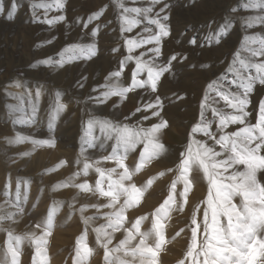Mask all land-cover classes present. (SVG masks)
Segmentation results:
<instances>
[{
  "label": "rangeland",
  "instance_id": "obj_1",
  "mask_svg": "<svg viewBox=\"0 0 264 264\" xmlns=\"http://www.w3.org/2000/svg\"><path fill=\"white\" fill-rule=\"evenodd\" d=\"M246 2L165 0L164 4L154 6V11H159L167 5V10L161 12L160 16L169 17L167 21L161 22L168 26L170 36L159 44H145L130 55L134 60L140 58L160 67H168L170 73L161 77L155 93L150 88H137L125 100L113 97L107 102H98L97 98L106 90L102 85L119 82L130 86L135 62L127 60L129 53L125 41L146 40L158 32L156 26L148 25L146 20L132 14L131 18L140 20V26L131 32L121 33L118 13L110 5V0H65L60 11L32 7L36 3H51V0H0V9H3L0 11V216L10 214L14 217L11 221L0 223V249L5 245L8 231L22 238L32 233L39 236L41 229L36 225L42 223L55 203L58 211L53 234L48 238L46 247L47 264H73L75 241L85 232L77 210L87 206L89 210L84 216H94L96 213L90 206L104 201L87 193L78 194L75 188H61L59 185L83 168L84 157L96 160L109 155L113 143L107 141L101 147V138L92 148L82 144L87 121L95 118L147 128L158 123L159 118L151 117L150 113L136 112V108L154 103L155 98L159 97L163 109L156 110L161 111V117L169 124L160 135L166 152L134 176L132 182L141 187L161 172L165 174L156 179L145 193L140 207L128 213L129 220L150 216L167 197L169 185L176 178L175 168L180 162V153L185 150L190 139L191 128L200 121L203 98L209 96L205 116L213 122L210 131L215 132L218 123V119L212 115L213 107L232 111L215 97V92L210 91L208 85L224 77L228 91L239 92L238 88L227 84V81L236 79L235 73L228 70L233 64L234 54L246 35L264 37V26L260 24L253 28H241L239 21L242 19L264 16V11L259 8H244ZM125 6L151 5L146 0H125ZM101 9H106L101 18L85 27L87 18ZM61 15L65 17L62 23L49 25L45 22ZM229 20L232 21L231 27L220 35L225 22ZM146 27L149 29L147 32L144 31ZM94 29H98L95 36L92 35ZM216 40H219L218 44ZM89 46H93L95 51L91 59H75L71 63H64L63 67L59 66L70 56H80L79 52H65L66 48L87 49ZM156 47L161 49L159 54L153 51ZM172 55H176L178 60L170 61ZM242 55L247 56L248 53ZM253 62H264V58ZM117 71H121V76L109 80L108 77ZM245 75L254 76V69ZM138 79L147 81V71H142ZM261 98H264V86L257 84L250 97L251 105L246 109L250 113L246 123H255L257 102ZM57 101L65 109L56 113L53 120ZM146 115L150 119L143 120ZM238 127L230 125L227 131H235ZM17 135L35 140L52 139L55 147L37 149L25 157L23 154L31 152L32 145L9 143ZM100 135L99 128H94L92 136ZM191 139L213 143L199 133L192 134ZM142 147L139 145L136 151L129 153L126 161L129 168L135 167ZM62 163L64 166H60ZM100 166L107 169L115 165L104 163ZM96 178V173L90 171L87 177L81 176L75 183L87 182L94 186ZM258 179L264 183V173H259ZM193 180L194 189L188 196L185 210L173 211L166 222L168 243L161 253L160 264H178L186 253L190 238L187 229L198 207L201 211L195 215L198 220L202 219L208 186L198 172L193 174ZM53 186L57 190L53 191ZM182 189L183 185L178 184V201ZM235 202L239 203V200ZM70 203L75 207L70 208ZM104 223L100 219L94 221L92 226ZM92 226L86 230L87 242L94 249L89 264H103V249L96 246ZM149 226L150 220L145 221L142 230H147ZM181 229L185 231L176 236ZM121 238L122 234L117 233L114 242ZM21 252L20 264H31L34 248L26 239L21 245Z\"/></svg>",
  "mask_w": 264,
  "mask_h": 264
},
{
  "label": "snow or ice",
  "instance_id": "obj_2",
  "mask_svg": "<svg viewBox=\"0 0 264 264\" xmlns=\"http://www.w3.org/2000/svg\"><path fill=\"white\" fill-rule=\"evenodd\" d=\"M146 2L151 6L130 8L125 6V0H110V5L117 10L121 33L131 32L133 28L140 26V20L131 18L132 14L146 20L148 25H155L158 30L146 40L127 39L125 41V48L129 53L128 61L134 60L130 53L137 48L145 44H159L162 39L170 36L168 26L161 22L167 21L169 17L160 16L161 12L167 10V5L165 4V7L159 11H154V6L164 4L165 0H146ZM64 3L65 0H51V3H36L32 7L46 11H60ZM243 7L259 8L264 11V0H247ZM104 11L106 9L92 13L84 26L87 27L88 23L99 20ZM64 20L65 17L61 15L45 22L55 25ZM239 23L242 29L253 28L257 24L264 26V16L246 17ZM231 24L232 21H226L219 34L223 35L224 30L230 28ZM144 31L147 32L149 29L146 27ZM97 32L98 29H94L92 35H97ZM216 43L218 44L219 40H216ZM252 45H258V47H251ZM64 51L79 52L80 56H70L67 61L59 65L60 67L75 59H91L95 55L93 46L87 49L66 48ZM153 51L159 54L161 49L156 47ZM245 52L248 53L247 56L242 55ZM261 58H264V37L246 35L234 54L233 64L228 69L229 72L235 73L236 79L227 81V84L238 88L239 92L228 91L224 77L208 85L209 90L215 92V97L222 100L226 108L232 111L226 112L213 107L212 115L218 119V123H216V131H210L213 122L208 121L205 116L209 107V96L203 98L200 105V121L191 128L190 139L185 150L180 153V162L175 168L176 178L169 185L167 197L150 216L144 215L129 220L128 213L140 207L145 193L156 179L165 174L161 172L159 176L149 179L141 187L132 182L134 176L166 152L165 146L160 141V135L169 127V124L161 117V111L156 110L163 109L162 101L156 97L154 103H146L136 108V112L150 113L151 117L159 118L158 123L147 128L140 127L138 124L131 126L114 124L95 118L87 121L82 144L92 148L101 138V147L104 142L113 141V143L109 155L96 160L84 157L83 168L59 185L61 188H75L78 194L87 193L104 201L102 204L90 206L96 213L94 216H84V213L89 210L87 206H81L77 210L85 226V232L75 241L73 264H89L90 257L94 255V249L87 242L86 230L93 225L94 221L100 219H103L105 223L92 226V232L96 246L103 249V264H160L161 253L168 243L165 235L166 222L173 211L185 210L188 196L194 189L193 174L197 172L207 183V196L203 201L202 219L198 220L195 215L196 212L201 211L199 207L194 210L190 219L187 229L190 232L188 247L178 264H186V262L187 264H264V183L258 179V174L264 173V98L257 102L255 123H246L250 115L246 109L251 105L250 97L254 93V86L257 84L264 86V62H253ZM177 60L176 55L170 57V61ZM134 62L135 71L131 74L130 86L126 87L119 82L102 85L101 87H105L106 90L97 98L98 102H107L113 97L125 100L128 94L135 92L137 88H150L151 92L155 93L158 91L157 86L161 77L171 71L168 67H160L140 58H135ZM122 69L123 64H121ZM252 69L255 71L254 76L245 75ZM145 70L148 79L140 81L138 77ZM120 76L121 71H117L108 79ZM215 102L214 100L213 103ZM64 109L65 106L57 101L52 119L54 120L56 113ZM150 116H143V120L150 119ZM230 125L239 127L235 131L228 132ZM97 127L101 135L93 137V129ZM197 133L213 143L207 144L191 139L192 134ZM9 143L31 144L32 150L24 153L25 157L37 149L55 147V141L52 139L35 140L20 135ZM139 145L143 147L135 167L129 168L126 164L128 155L136 151ZM104 163H112L115 166L106 169L100 166ZM60 166H64L63 163ZM55 170L57 169L51 171ZM90 171H94L97 176L94 186L87 182L75 183L81 176L87 177ZM43 174L50 173H41ZM178 184L183 185L182 191L178 194L179 201L176 191ZM52 190H57L56 186H53ZM237 199L239 203L235 202ZM69 207L74 208L75 205L70 203ZM105 209L109 211L106 212ZM57 211L58 205L54 203L42 223L36 225L38 229H41L39 236L32 233L22 238L8 231L5 245L3 249H0L3 253L0 256V264H20L21 245L25 239L34 248L31 264H47L46 247L49 243L48 238L53 234ZM13 219L14 217L10 214L3 215L0 216V223ZM149 220V228L142 230L145 221ZM183 231L185 230L181 229L176 236ZM117 233L122 234V238L114 242Z\"/></svg>",
  "mask_w": 264,
  "mask_h": 264
}]
</instances>
